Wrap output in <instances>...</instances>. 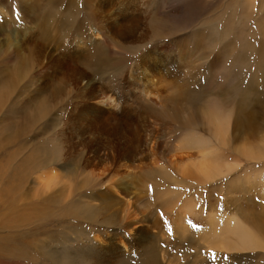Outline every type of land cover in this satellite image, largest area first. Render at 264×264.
<instances>
[{
	"label": "rangeland",
	"instance_id": "1",
	"mask_svg": "<svg viewBox=\"0 0 264 264\" xmlns=\"http://www.w3.org/2000/svg\"><path fill=\"white\" fill-rule=\"evenodd\" d=\"M71 72L108 87L115 117L74 118L85 106ZM13 104L32 112L8 116ZM263 138L264 0H0V169L34 167L14 205L30 220L0 228L29 231L32 257L0 264H60L43 247L72 264H264ZM75 199L94 220L62 213ZM236 211L241 221L225 219Z\"/></svg>",
	"mask_w": 264,
	"mask_h": 264
},
{
	"label": "bare ground",
	"instance_id": "2",
	"mask_svg": "<svg viewBox=\"0 0 264 264\" xmlns=\"http://www.w3.org/2000/svg\"><path fill=\"white\" fill-rule=\"evenodd\" d=\"M130 2V1H129ZM128 2V3H129ZM136 2V1H135ZM139 3V2H138ZM110 4V3H109ZM120 5V4H119ZM108 6H110V5H108ZM109 8V7H108ZM132 10V9H131ZM137 10V9H136ZM136 10L134 11V12H136ZM101 11H103V10H101ZM104 12V11H103ZM102 13V12H101ZM105 13V12H104ZM137 13V12H136ZM117 14V13H116ZM102 15V14H101ZM111 16H115V14L114 15H111ZM110 16V18L112 19V17ZM132 16H133V14H132ZM138 16H140V15H138ZM103 17V16H102ZM137 17V16H136ZM136 17H135V19H136ZM100 18V17H99ZM105 18V17H104ZM109 18V19H110ZM129 18V17H128ZM127 18V19H128ZM138 18V17H137ZM134 19V18H133ZM114 20V19H113ZM142 20V19H141ZM120 21V20H119ZM139 21L140 20H127L125 23H126V26L124 27V29H125V32L123 33V35H124V37H125V35H126V32L127 33H133V30H137V28L136 29H134L137 25H138V23H139ZM111 22V21H110ZM114 22V21H113ZM116 22V21H115ZM121 23H123L122 21H121ZM141 23V22H140ZM110 25V24H109ZM107 26V25H106ZM139 26V25H138ZM92 27V26H91ZM117 27V26H116ZM120 27H122V26H120ZM103 28V27H102ZM119 28V27H118ZM140 28V27H139ZM123 29V30H124ZM141 29V28H140ZM118 30V29H117ZM97 31V30H96ZM99 31V30H98ZM121 31V30H120ZM104 32H106V31H104ZM113 32H114V30H113ZM92 33V32H91ZM115 33V32H114ZM135 33V32H134ZM93 34V33H92ZM91 34V35H92ZM99 34H102V33H100L99 32ZM121 34V33H120ZM131 35H133V34H131ZM95 36V35H94ZM135 36V35H134ZM133 36V37H134ZM98 37V36H97ZM132 37V36H131ZM136 37H137V35H136ZM93 39V38H92ZM137 39V38H136ZM141 39V38H140ZM106 40H107V38H106ZM108 42H109V40H108ZM125 43V42H124ZM38 44V43H37ZM76 45V44H75ZM77 45H80V44H77ZM78 47V46H77ZM95 47H96V45L95 46H92L91 48L89 47V50H86V51H83V52H81V53H78V54H76L77 56H78V59H79V56H86L87 54H90L91 52H94V49H95ZM97 49H99V47H96ZM39 50V49H38ZM83 50V49H82ZM102 51V50H101ZM34 54H35V56H36V59L39 57H42L38 52L39 51H32ZM80 52V51H79ZM104 52V51H103ZM73 55V54H72ZM100 55V54H99ZM57 56V55H56ZM62 56V55H61ZM75 56V55H74ZM69 57V56H68ZM76 58V57H75ZM144 58V57H143ZM77 59V60H78ZM40 60H41V58H40ZM64 60V59H63ZM50 61V60H49ZM80 61V60H79ZM143 61H145V60H143ZM55 62V61H54ZM53 62V63H54ZM103 62V61H102ZM49 63V62H48ZM50 63L51 64H53L51 61H50ZM57 63V62H56ZM83 63V62H82ZM143 63V62H142ZM58 64V63H57ZM23 65H24V62H23ZM75 65H77V64H75ZM142 65V64H141ZM71 66V65H70ZM138 66V65H137ZM22 67V66H21ZM21 67H20V69H21ZM62 67V66H61ZM60 67V68H61ZM75 68H76V66H74ZM82 67V66H81ZM145 68H147V66L145 67ZM59 69V68H58ZM62 69V68H61ZM77 69V68H76ZM81 69V68H80ZM86 69V68H85ZM136 69V68H135ZM69 70V69H68ZM67 70V71H68ZM73 70H74V68H73ZM144 70V69H143ZM60 71V70H59ZM83 71V70H82ZM88 71V70H87ZM88 72H90V71H88ZM153 72V71H152ZM141 73H143V71L142 72H140V74ZM145 73V72H144ZM143 73V74H144ZM147 73V72H146ZM145 73V74H146ZM155 73V72H154ZM133 74V73H132ZM137 74H138V72H137ZM63 75V74H62ZM149 75V74H148ZM148 75H147V77H148ZM85 76H87V74L86 73H84L83 75H81L79 72L78 73H75V72H71V73H66L63 77H65L68 81H70V85L72 86V88H74V89H77L76 90V93H77V91H78V87L79 86H81V85H79V83H81V81H83V77H85ZM134 76H135V74H134ZM145 76V75H144ZM50 77H51V79L53 78H56V73H54V72H52L51 74H50ZM146 77V78H147ZM138 78V77H137ZM139 78H142V77H139ZM57 79V78H56ZM93 79V78H92ZM148 79H150V78H148ZM122 81V80H121ZM139 81V80H138ZM141 81H143L142 79H141ZM149 81V80H148ZM159 81V80H158ZM86 82H87V84H86V86H84V87H82V90L79 92L80 94L79 95H77V97L78 96H81V98L79 97L78 98V100H77V102H82L83 103V105L85 106V107H83L80 111H78V112H75V119L77 120V118H79V117H81L85 112H93V113H96L98 116L100 115L99 113H98V110H100V112L102 113V116H106V119H108L109 117H113L114 115L113 114H111V110L112 109H117V108H120V103H118V102H120V100L117 102L116 101V99H114L112 96H106L105 94L107 93V91H108V87L105 85V84H102V83H100V85H99V83H96V81L95 80H88V78H87V80H86ZM145 82H147V80L145 81ZM157 83V82H156ZM81 84H83V82L81 83ZM131 84H132V82H131ZM69 86V85H68ZM115 86V85H114ZM123 86V85H122ZM146 87V86H145ZM149 87V86H148ZM148 87H146V88H148ZM115 88V87H114ZM71 89V88H70ZM113 89V88H112ZM129 89V88H128ZM146 91H149V90H147L146 89ZM12 92H13V90H10L9 91V93H8V95H12ZM150 92V91H149ZM149 92H148V94H149ZM7 93L5 94V96L7 97L8 95H7ZM110 93V92H109ZM143 93V92H142ZM145 94L146 95H148L147 94V92H145ZM144 94V95H145ZM183 95V94H182ZM150 96V95H149ZM146 97V96H145ZM152 97V96H151ZM163 98V97H162ZM150 99V98H149ZM148 99V100H149ZM153 100H156V99H153ZM152 100V101H153ZM150 101H151V99H150ZM157 101V100H156ZM164 101V100H163ZM162 101V102H163ZM75 102V101H74ZM155 102V101H154ZM37 103V102H36ZM76 104V103H75ZM156 104V103H155ZM124 105V104H123ZM103 106V108L104 107H106V110L105 109H101L100 107H102ZM128 107V106H127ZM72 108H73V106H72ZM15 111H16V104H13L11 107H10V109L8 110V113H10L8 116H11L13 113H15ZM113 111V110H112ZM30 112H32V108H30V107H28V108H25V109H21V110H17L16 111V113H15V115H16V117H19V118H23V119H25L26 118V115L28 114V113H30ZM114 112V111H113ZM115 114V113H114ZM125 114V113H124ZM247 114V113H246ZM242 115V114H241ZM41 116V115H40ZM44 117H45V115H43ZM126 116V115H125ZM243 116V115H242ZM42 117V116H41ZM101 117V116H100ZM115 117V116H114ZM37 118V115H34L33 116V118H32V120H31V123L33 122V121H35V119ZM40 118V117H39ZM95 118V117H94ZM127 118V117H126ZM241 118V117H240ZM240 118H238L237 119V122H241V125H242V120H239ZM88 119V118H87ZM103 119V118H102ZM242 119V118H241ZM67 120H69L68 122H70V119H67ZM74 120V119H73ZM118 121V120H117ZM78 122V121H77ZM88 122V121H87ZM120 122V121H119ZM215 122V121H214ZM89 123V122H88ZM129 123V122H128ZM116 124H118V122L116 123ZM122 124V123H121ZM217 124V126L218 127H215V129H216V132H219L220 133V135L222 136V134H221V131L223 130V128H221L222 126H220V122H218V123H216ZM247 124H249V123H247ZM108 125V124H107ZM130 125V124H129ZM244 125H245V123H244ZM66 126H68V123H66ZM87 126V125H86ZM114 126V125H113ZM117 126V125H116ZM238 126H240V124L238 125ZM243 126V125H242ZM247 126V125H246ZM96 127V126H95ZM100 127V126H99ZM68 128V127H67ZM97 128V127H96ZM103 130V129H102ZM242 131V130H241ZM124 135V134H123ZM218 135V134H217ZM139 136V135H138ZM62 137H64V136H62ZM58 139V138H57ZM64 139V138H63ZM264 139V138H263ZM124 142V141H123ZM140 142V141H139ZM146 145V144H145ZM114 146V145H113ZM119 146V145H118ZM64 147V146H63ZM64 148H66V147H64ZM128 148V147H127ZM146 148V147H145ZM71 149L72 148H69V149H65L64 150V152H65V159H71V154H72V152H70L71 151ZM117 149V148H116ZM119 150H120V148H118ZM138 151V150H137ZM8 152V151H7ZM108 153V152H107ZM106 153V154H107ZM133 153V152H132ZM136 153V152H135ZM133 155V154H132ZM124 156V155H123ZM134 156V155H133ZM10 157H11V155H10ZM23 157V156H22ZM125 157V156H124ZM130 157V156H129ZM90 158V157H89ZM101 158H102V156H101ZM119 158V157H118ZM113 159V158H112ZM130 159V158H129ZM133 159V158H132ZM77 161V163H78V165L80 166V167H82L84 170L85 169H88L89 167H90V161H89V159H83V162H81L82 161V157L81 158H79L78 160H76ZM102 161V160H101ZM100 162V161H99ZM102 162H104V160L102 161ZM10 161H9V166L6 168V169H0V174H2L1 176H3V178H4V180H3V186L2 187H0V228L1 229H3V230H5V228H14V227H16V226H18L19 225V227H20V225L22 224H24L25 222L27 223L28 222V220H30L28 217L30 216V214L29 213H27V211H26V207H28L27 205L26 206H24L26 209L25 210H23V209H18V208H14V205L16 204L15 202H18V198L19 197H22L23 196V193H22V190H23V188H24V183H25V180L29 177V174L31 173V171L32 170H34V167H33V162L30 160V158L28 157V158H24V160H22L21 161V163L20 164H18V165H14V166H10ZM112 164H113V162H112ZM92 166V165H91ZM8 170H9V172H8ZM182 170H183V168H182ZM184 174H182V176H183ZM125 178H127V179H125V181H134L132 178H129V174H127L126 176H125ZM0 182H1V180H0ZM113 183H115L116 185H114ZM38 184H40L41 185V187H45V185H49V184H46V183H38ZM38 186V185H37ZM38 188V187H37ZM109 188H113L114 190H116V191H120L121 192V190H125V193H126V191L127 192H129V191H131V190H129L128 188H129V185H126V186H122V185H120L119 183H117V182H112V183H109L108 184V189ZM38 190V189H37ZM109 193H110V191H109ZM129 194V193H128ZM27 195H28V193H27ZM29 195H31V194H29ZM28 197V196H27ZM108 197H109V195H108ZM23 198V197H22ZM107 199V198H106ZM26 200H27V198H26ZM80 199H75V200H71L70 202H69V204L66 206V208L64 209V211L62 212L64 215H71V217L70 218H72V216H74V218L75 217H77V218H81V219H89V220H94L95 219V215L96 214H91V206L88 204V202H83V201H79ZM45 202V200L44 201H41L40 200V202H39V204L41 203V204H43ZM185 205V204H184ZM189 205V204H188ZM19 206V205H18ZM36 206H38V204L37 205H33V207L30 209L31 210V212H32V210H33V208H35ZM185 207V206H184ZM188 207V206H187ZM183 208V207H182ZM181 208V209H182ZM186 208V207H185ZM181 209H180V211H181ZM179 211V210H178ZM186 211V210H185ZM105 219V218H104ZM184 218H183V216L181 215V214H178L177 216H176V220L178 221V220H183ZM106 220V219H105ZM86 221V220H85ZM186 221V220H185ZM105 222H108V221H105ZM180 222H182V221H180ZM25 225H27V224H25ZM178 226V228L180 227V224L179 225H177ZM182 227V226H181ZM186 227H188L187 226V224H186ZM177 228V229H178ZM183 228V227H182ZM214 229V233H212L211 232V234L212 235H214V236H220V235H215L216 233H215V230H216V232H217V229L215 228V227H213ZM21 229V228H20ZM181 229V228H180ZM187 229V228H186ZM185 229V230H186ZM10 230V229H9ZM12 230V229H11ZM183 230V229H182ZM184 230V231H185ZM202 230V232H203V230L204 229H201ZM26 232V231H25ZM24 231H23V233L21 232V233H19V234H14V233H12L11 232V234H8L7 236H5V237H0V255H10V256H14L15 258H19V257H21V258H25V259H27V258H29V257H32L31 255H32V253H31V249L29 248V242H26V243H23L24 241H23V239H24V236H26V235H28L29 234V231L27 232V233H25ZM189 232H190V230H189ZM188 232V229L186 230V233H187V235H190V234H188L189 233ZM192 232V231H191ZM194 232H196V231H194ZM193 232V233H194ZM198 232V231H197ZM201 232V233H202ZM207 232H208V230H207ZM210 232V231H209ZM181 233V232H180ZM183 233V232H182ZM176 234H177V232H176ZM198 234H200V231L198 232ZM210 234V235H211ZM6 235V234H5ZM201 235V234H200ZM200 235H198V236H200ZM186 236V235H185ZM15 237V238H14ZM19 239H18V238ZM31 238V237H30ZM190 238V237H189ZM208 238V237H207ZM206 238V235H205V239L206 240H209L211 237H209L208 239ZM218 238H220V237H216V239H218ZM22 241H21V240ZM29 239V238H28ZM213 239H214V237H213ZM201 240V239H200ZM211 240V239H210ZM220 240H221V238H220ZM213 241V240H212ZM214 241H216V240H214ZM193 243V242H192ZM189 244H191V243H189ZM191 247H192V245H191ZM44 255H47L49 258H51L54 262H56V263H60V264H72L70 261H66V260H68V256L67 255H65V254H63V253H60L59 252V255L58 256H55L50 250H47L45 247H43L41 250H40ZM37 254H38V252H37ZM155 257L153 256V257H151L150 259H148L149 261H148V263L149 264H156L155 263V259H154ZM116 264H127V262L125 261V260H123V257L120 259V260H118L117 261V263ZM147 264V263H146Z\"/></svg>",
	"mask_w": 264,
	"mask_h": 264
},
{
	"label": "crops",
	"instance_id": "3",
	"mask_svg": "<svg viewBox=\"0 0 264 264\" xmlns=\"http://www.w3.org/2000/svg\"><path fill=\"white\" fill-rule=\"evenodd\" d=\"M240 209V211H242V207H239ZM248 209V208H247ZM251 209H248V211L249 212H251L250 211ZM227 213H230L225 219L228 221V220H230L231 222H239V221H241V219H240V217L241 216H239V215H237V214H240L239 212H237L236 211V213L235 212H227ZM193 245V244H192ZM189 252L187 251V253H186V255L188 254ZM192 258H193V256H191V258H190V260L192 261ZM188 260V259H187Z\"/></svg>",
	"mask_w": 264,
	"mask_h": 264
}]
</instances>
